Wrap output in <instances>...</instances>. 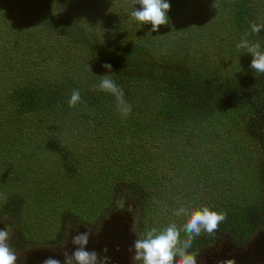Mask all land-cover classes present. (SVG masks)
Segmentation results:
<instances>
[{"label":"trees","instance_id":"obj_1","mask_svg":"<svg viewBox=\"0 0 264 264\" xmlns=\"http://www.w3.org/2000/svg\"><path fill=\"white\" fill-rule=\"evenodd\" d=\"M168 2V24L151 32L131 18L133 0H0V219L14 222L13 244L61 221L98 224L124 186L145 205L139 222L164 200L146 235L176 209L163 188L180 189L179 207L195 205L173 214L181 247L185 215L224 214L186 254L264 232V74L237 47L246 39L264 51V28L251 31L264 24V0ZM107 74L127 116L98 87ZM73 90L80 101L70 107ZM190 187L209 192L196 200Z\"/></svg>","mask_w":264,"mask_h":264},{"label":"clouds","instance_id":"obj_2","mask_svg":"<svg viewBox=\"0 0 264 264\" xmlns=\"http://www.w3.org/2000/svg\"><path fill=\"white\" fill-rule=\"evenodd\" d=\"M133 3L139 5V7L130 13L131 18L144 25L150 24L151 32H157L161 25L168 24L169 17L167 13L170 10L168 0H133ZM262 28H264V24L257 25L253 23L251 25V31L254 33H259ZM237 47L246 48L252 57L250 68L264 74V51L260 50V44H249L245 39ZM102 67L107 69L108 73H112L111 64L104 63ZM102 77L103 79L98 86L99 89L116 97L117 107L122 115L127 116L130 114L131 106L126 105L123 90L108 78V74ZM79 101V91L73 90L69 106H75ZM186 211V209L180 208L176 214H184ZM224 219L223 213L211 211L207 207L193 210L183 226L184 231L189 235V239L183 243L182 247L178 246L180 245V231L176 224L172 223L160 232L152 229L146 236L136 239L134 242V259L142 261V264H195L194 256L185 252V249L191 246L192 235H199L202 230L212 233ZM8 236L9 231L7 228L0 229V264H15L17 260L16 255L10 250L6 242ZM87 243V232L79 233L73 237V244L79 245V247L75 248L71 254H64V264H96L97 254L94 251L85 250ZM177 255L180 257L178 261L175 260ZM43 264H61V262L49 257L43 261ZM225 264H233V262L226 261Z\"/></svg>","mask_w":264,"mask_h":264},{"label":"flooded vegetation","instance_id":"obj_3","mask_svg":"<svg viewBox=\"0 0 264 264\" xmlns=\"http://www.w3.org/2000/svg\"><path fill=\"white\" fill-rule=\"evenodd\" d=\"M111 213L121 215L119 217L120 220L127 221L125 228L121 229V231H119L118 225L123 224L119 223L117 219L113 217L115 214L112 216ZM123 213H125V215ZM126 214H129L128 210L123 209L119 203L114 206L107 217L100 220L98 224L94 226L86 227L80 224L73 227L68 226L63 233L66 238L67 233L70 232L71 239L66 242H64V238L50 244L27 246L25 250L19 247L18 244H13L10 239L6 242L10 250L17 257L15 264H43V261L49 257L57 259L61 264H64V254H71L75 248L79 247V245H73V237L79 233L87 232L88 243L85 245V250L90 252L94 251L97 254L96 264H142V261L134 259L135 250L134 247L132 248L133 243L131 242L132 238L133 240L141 238L137 234L139 230L138 228L136 229L134 223H131V219L128 220ZM66 230L69 232H66ZM259 234L260 233H257L247 243L238 244L231 241V244L228 243L227 248H224L222 244L214 243L191 255L195 258V264H225L226 261H232L233 264H236L239 258L250 253L247 252V250L251 248L256 242L255 240L259 238ZM101 237H103V240ZM38 247L42 253L38 252L34 254V252L27 250L30 248H35L36 250ZM212 255L215 257H212ZM246 263L264 264V259L260 258L258 261L252 260L244 264Z\"/></svg>","mask_w":264,"mask_h":264},{"label":"rangeland","instance_id":"obj_4","mask_svg":"<svg viewBox=\"0 0 264 264\" xmlns=\"http://www.w3.org/2000/svg\"><path fill=\"white\" fill-rule=\"evenodd\" d=\"M169 184H170V186H175L177 184V181L175 180L174 177H170V183ZM122 190H123V196H122L123 197V202H120V206L123 209L128 210L129 214L128 215L126 214V216H128V220L131 219V223L132 224L134 223V225H136V229L138 228V230H139V232H137L138 236L139 237L146 236V231H147V226L148 225L149 226L151 224L155 225V223H158V222L160 223L161 222L162 217L164 215V207L166 206L164 204V200L159 199L160 197L159 198H155L154 202L152 203V208L144 213L145 215H144L143 219L141 220V222H139V221H137V217L139 215V211H141L140 208H143V206H145L144 204L141 205L142 202H140L141 201L140 195L138 197L136 196L137 199L135 201L134 196H129V194H131V192L133 190L132 188L130 190V189L125 188V186H124V187H122ZM177 190L179 191L180 189H172V188H169V187L163 188V191H164L166 197H168L170 200L173 201V203H170V204H171V207L176 208L174 210V212H177V210L180 209V208H185L187 210L186 213H188L190 211V208L193 209L195 205H188L189 204L188 203V204H185V205H188V207L187 206L186 207H179V206H184V205L182 204L181 197L176 195L177 193H179ZM189 191L193 192L194 198L197 197L196 200H199L202 197H206V193L209 192L208 189H204V188L200 189V188H194V187H190ZM149 205H150V203H149ZM198 208H200V207L197 206L196 209L198 210ZM49 209H52V208L49 207ZM174 212H172L168 216V218H167L168 224L170 225L172 223H175L176 226L181 229L182 225H180L179 224L180 222H178L177 220L182 218V217H184V215L180 214V215H178V219L177 218L175 219L176 216L173 215V214H176V213H174ZM114 214L115 213H111L112 216ZM123 214L125 215V213H123ZM120 216L121 215H117V214H115L113 216L114 218L117 219V221L119 223L123 224V225H118L119 231H121V229L125 228V224L127 223V221H121L120 218H119ZM185 216H189V215H185ZM184 218L182 219V221L184 220ZM47 221L48 222H52L50 213H49V217L47 218ZM71 222L72 221H70V220H66L65 223H63V221H61L60 223L62 225V230L64 231L65 228L68 227L67 225L74 224V223H71ZM12 224H14L13 221H11V223H9V222L7 223V221H3L2 219H0V228L1 229L7 228L8 231L10 232L12 230L9 228V225H12ZM61 225H60V227H61ZM103 225H104V222H103ZM38 226H40V225H38ZM54 227H56V226H54ZM54 227L46 228V229L49 230L47 233H40V232H38V230L34 231L32 236H30V235L27 236V238H30L29 240L28 239H22L23 240L22 241L21 238H23V237L20 236V239L18 241H20L22 244H24L26 246V247L25 246L23 247L24 248L23 250H25L27 248V246H34V245H37V244H39V245H41V244H50V243H52V242H54L56 240L64 239L65 238V236H64L65 234L62 233L61 231H59L60 227H59L58 230L56 228H54ZM52 229H53V231H52ZM66 232H69V231L66 230ZM259 233H260L259 234V238H257L255 240L256 242L253 244V246L247 250V252H250V253H248L246 256H242L241 258H239L236 264H244L245 262H248V261L251 262L252 260L258 261L260 258L264 259V234H263L262 231L259 232ZM8 238H9V236H8ZM70 239H71V235H70V232H69V233H67V236H66L64 242H66V241H68ZM101 239L103 240V237H101ZM131 242L133 243L132 244V248H133L135 239L133 240V238H132ZM216 243L222 244L224 248H227L228 243L231 244V240L229 238H223L222 240H219ZM73 245L75 246V244H73ZM39 249L40 248L38 247L36 250H35V248H30V249H27V250L30 251V252H34V254H37L38 252H41ZM212 257H215V256L212 255Z\"/></svg>","mask_w":264,"mask_h":264},{"label":"water","instance_id":"obj_5","mask_svg":"<svg viewBox=\"0 0 264 264\" xmlns=\"http://www.w3.org/2000/svg\"><path fill=\"white\" fill-rule=\"evenodd\" d=\"M1 229V228H0ZM251 264H255V263H251Z\"/></svg>","mask_w":264,"mask_h":264}]
</instances>
